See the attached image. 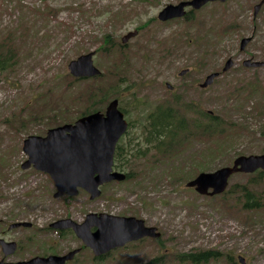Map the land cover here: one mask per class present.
<instances>
[{
	"label": "rangeland",
	"instance_id": "rangeland-1",
	"mask_svg": "<svg viewBox=\"0 0 264 264\" xmlns=\"http://www.w3.org/2000/svg\"><path fill=\"white\" fill-rule=\"evenodd\" d=\"M180 1L0 0V43L15 52V64L0 71V238L19 244L7 260L84 246L75 233L60 235L64 229L50 224L67 217L83 222L97 212L144 219L161 236L132 241L99 260L83 247L67 264H191L180 255L196 250L221 253L204 264H233L224 256L229 252L235 264H241L239 256L245 264H264V209H242L240 216L232 211L236 198L224 201L187 187L200 172L231 165L238 155L264 154V69H243L247 49H240L241 38L254 35L249 52L264 58V8L253 18L251 0L216 1L197 10L193 22L158 18L163 7ZM133 30L138 34L120 46ZM106 33L115 44L111 51L104 49ZM93 50L103 74L75 80L69 62ZM228 58L237 64L223 72ZM214 71L220 76L201 87ZM255 76L261 87H255ZM117 97L132 122L118 143L126 153L118 170L130 178L108 183L95 199L86 191L55 197L49 173L21 167L29 135H45L87 110H105ZM177 99L191 104L185 114L190 123L203 111L219 113L223 134L189 136L174 152L150 151L148 114L156 107L177 108ZM255 174L236 173L230 186ZM252 188L264 195V183ZM16 221L34 224L8 229Z\"/></svg>",
	"mask_w": 264,
	"mask_h": 264
},
{
	"label": "water",
	"instance_id": "water-1",
	"mask_svg": "<svg viewBox=\"0 0 264 264\" xmlns=\"http://www.w3.org/2000/svg\"><path fill=\"white\" fill-rule=\"evenodd\" d=\"M217 0H184L177 4H167L159 12L158 18L167 21L182 17L192 6L200 9L207 3ZM226 1V0H221ZM261 5L256 6V10ZM138 34L133 30L123 35L122 42L127 43ZM250 38L242 40L244 48ZM96 50L81 54L72 59L68 68L75 77H94L102 73L94 63ZM252 66L264 65V62L246 61ZM233 65L232 59L226 62L223 71ZM183 69L180 75L188 72ZM220 72H213L206 76L202 87L213 83ZM171 87V85L169 84ZM129 127L125 113L119 107V99L111 100L106 110L95 111L76 119L50 128L46 135H30L24 141V151L28 155L22 163V168L34 166L51 175L56 185L55 197L64 195H78L80 189L90 193L91 199L101 195L100 186L113 180H125L124 172L114 170L116 147L121 136ZM258 168L264 169V154H249L238 156L233 165H227L213 172H200L197 177L187 182V186L195 187L200 193H221L226 190L231 175L235 172H254ZM31 222L19 221L9 225V229L19 226H31ZM59 229H73L86 247H90L95 256L104 255L111 250L125 246L145 236L160 237L156 227L147 226L145 220L135 216H119L109 213L90 212L85 220L79 223L72 218H62L50 224ZM0 245L5 257L0 264H66L73 260L81 247L72 249L65 254L37 255L29 259L11 261L7 256L13 254L18 244L0 238ZM244 262V259L241 258Z\"/></svg>",
	"mask_w": 264,
	"mask_h": 264
},
{
	"label": "trees",
	"instance_id": "trees-1",
	"mask_svg": "<svg viewBox=\"0 0 264 264\" xmlns=\"http://www.w3.org/2000/svg\"><path fill=\"white\" fill-rule=\"evenodd\" d=\"M103 40L106 44L104 49L106 51H111L115 44L110 33H106ZM3 44L0 43V71L12 66L13 62L15 64V60L13 59L15 52L12 51L11 48L6 52ZM120 46L123 47V44L121 43ZM74 79L79 81L85 78ZM254 85L257 87L258 83H254ZM236 91H238V89ZM179 102L180 103H177V105H183L184 108H181L182 110L173 107H158L148 114V123H146L145 127L147 128L146 141L150 144V151L156 149L158 152L168 153L171 149H173L171 152H174L177 148H180V144H185L187 142L189 136H195V138H205L213 137L217 134H223L224 127L221 126L222 123H225L223 118L218 115H214L209 111H203L198 122L190 123L186 120L185 114L187 110H190L191 104H185L182 100H179ZM122 108L126 112V109L124 107ZM96 110L98 109L87 110L83 112L82 115ZM194 121L195 120H193V122ZM234 126L229 124V127ZM216 131H218V133ZM262 133L264 135V128L262 129ZM125 155L126 153L123 152V150L121 151V147L118 146L115 156L116 168L121 166ZM127 176L130 178L129 173H127ZM263 183L264 171L260 170L254 176L251 175L246 183H239L238 185L236 184L230 186L229 191H226V193L222 194L221 197L218 198H221L224 201L227 200V195H230L232 198H236V202L232 204V211L237 212L240 216L243 215L242 209H246L247 211L264 209V195L259 193L258 190L252 188L253 186L262 185ZM70 231L72 232V230L60 231V235ZM220 254V252L212 250H196L180 255V259L183 261L188 260L191 264H204L209 260L219 259L222 256ZM106 255L96 257V259H103ZM224 256L232 259L233 264L236 263L232 252H229L226 255L224 254Z\"/></svg>",
	"mask_w": 264,
	"mask_h": 264
},
{
	"label": "flooded vegetation",
	"instance_id": "flooded-vegetation-1",
	"mask_svg": "<svg viewBox=\"0 0 264 264\" xmlns=\"http://www.w3.org/2000/svg\"><path fill=\"white\" fill-rule=\"evenodd\" d=\"M231 0H227V1H225V2H223V3H226V2H230ZM262 0H251V2H250V9H252V12H253V18H255V17H257L258 16V14L263 10V8H264V4L262 5V7L259 9V11L257 12V13H255V6L258 4V3H260ZM187 13L185 14V16H183V17H181L182 19H185L187 22H190V21H194V19L197 17V10H194L191 6H188L187 8ZM174 19H178V18H173V19H170L169 21H171V20H174ZM254 38H255V36L254 35H252L251 36V40L248 42V44L246 45V47H245V49H241V51H244V50H246L245 51V53L247 54L246 56H244V57H242L241 58V64H242V68L243 69H252V70H254V71H257V70H259V69H264V66H259V67H253V66H249V65H247V64H244L245 62H244V60L245 59H249V60H251L252 62H254V61H259V62H263L264 61V58H262V57H260V56H257V55H251L250 54V52H249V46H250V44L252 43V41L254 40ZM242 53V52H241ZM232 60H233V66L232 67H235L236 66V64H237V62H235L237 59L236 58H232ZM238 61V60H237ZM224 67V66H223ZM187 69H189L188 71H191L193 68L192 67H190V68H187ZM167 85H168V87H169V89H171L172 91H174V89H175V87H174V85H172V84H170L171 85V87L169 86V82H167ZM201 87H202V83H201ZM207 88V87H206ZM173 94H174V92H172ZM179 100L180 99H177V103H180L179 102ZM160 102H164V98L162 99V100H160ZM162 104H164V103H162ZM168 107H171V106H168ZM156 108H158V107H156ZM164 108H166V107H164ZM177 108L178 109H181V108H184L183 107V105H181V104H178V106H177ZM182 110V109H181ZM3 221L0 219V223H2ZM17 222V221H16ZM33 222H32V226H33ZM19 227H22V226H19ZM16 228H18V227H16ZM13 229H15V228H13ZM12 230V229H11ZM17 242V241H16ZM17 244H18V242H17ZM18 246H19V244H18ZM64 254V253H63Z\"/></svg>",
	"mask_w": 264,
	"mask_h": 264
}]
</instances>
